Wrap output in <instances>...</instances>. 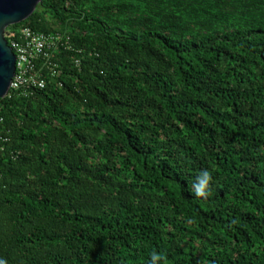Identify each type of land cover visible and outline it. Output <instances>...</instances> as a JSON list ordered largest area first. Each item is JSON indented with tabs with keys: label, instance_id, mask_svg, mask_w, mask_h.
Segmentation results:
<instances>
[{
	"label": "trees",
	"instance_id": "1",
	"mask_svg": "<svg viewBox=\"0 0 264 264\" xmlns=\"http://www.w3.org/2000/svg\"><path fill=\"white\" fill-rule=\"evenodd\" d=\"M25 29L70 49L0 101V259L264 264V0H43Z\"/></svg>",
	"mask_w": 264,
	"mask_h": 264
},
{
	"label": "built area",
	"instance_id": "2",
	"mask_svg": "<svg viewBox=\"0 0 264 264\" xmlns=\"http://www.w3.org/2000/svg\"><path fill=\"white\" fill-rule=\"evenodd\" d=\"M10 46L16 55V74L11 90L20 91L25 97L46 87V80L37 62L49 58L61 48L70 49L65 36H47L29 29L21 31L19 41H12Z\"/></svg>",
	"mask_w": 264,
	"mask_h": 264
},
{
	"label": "water",
	"instance_id": "3",
	"mask_svg": "<svg viewBox=\"0 0 264 264\" xmlns=\"http://www.w3.org/2000/svg\"><path fill=\"white\" fill-rule=\"evenodd\" d=\"M43 0H0V101L8 96L16 74V55L9 45V27L27 21Z\"/></svg>",
	"mask_w": 264,
	"mask_h": 264
},
{
	"label": "clouds",
	"instance_id": "4",
	"mask_svg": "<svg viewBox=\"0 0 264 264\" xmlns=\"http://www.w3.org/2000/svg\"><path fill=\"white\" fill-rule=\"evenodd\" d=\"M212 179V173L208 169L201 170L192 185L195 195L206 199L211 194ZM0 264H7V261L0 259ZM149 264H167V256L164 253L153 250L150 254Z\"/></svg>",
	"mask_w": 264,
	"mask_h": 264
},
{
	"label": "rangeland",
	"instance_id": "5",
	"mask_svg": "<svg viewBox=\"0 0 264 264\" xmlns=\"http://www.w3.org/2000/svg\"><path fill=\"white\" fill-rule=\"evenodd\" d=\"M9 34H10V31H9Z\"/></svg>",
	"mask_w": 264,
	"mask_h": 264
}]
</instances>
